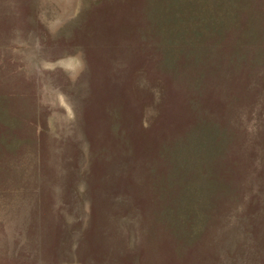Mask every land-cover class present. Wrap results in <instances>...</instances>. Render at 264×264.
I'll return each instance as SVG.
<instances>
[{"label":"rangeland","instance_id":"obj_1","mask_svg":"<svg viewBox=\"0 0 264 264\" xmlns=\"http://www.w3.org/2000/svg\"><path fill=\"white\" fill-rule=\"evenodd\" d=\"M146 22L144 0H0V264H264V94L211 97L233 199L176 235L155 218L160 135L187 106L158 105L183 80Z\"/></svg>","mask_w":264,"mask_h":264},{"label":"trees","instance_id":"obj_2","mask_svg":"<svg viewBox=\"0 0 264 264\" xmlns=\"http://www.w3.org/2000/svg\"><path fill=\"white\" fill-rule=\"evenodd\" d=\"M144 11L141 34L160 53L162 78L169 86L183 80L176 91L160 84L158 105L170 103V92L171 104L182 98L187 106L169 109L162 161L153 167L165 168L152 180L161 201L155 218L176 235L180 226L205 220L218 198L235 195L229 190L235 170L226 160L237 135L214 118L211 97L215 89L222 96L223 86L240 87L245 97L264 94V0H144Z\"/></svg>","mask_w":264,"mask_h":264}]
</instances>
